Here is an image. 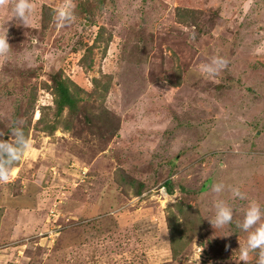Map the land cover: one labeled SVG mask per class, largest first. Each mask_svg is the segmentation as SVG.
I'll return each instance as SVG.
<instances>
[{"label":"rangeland","instance_id":"obj_1","mask_svg":"<svg viewBox=\"0 0 264 264\" xmlns=\"http://www.w3.org/2000/svg\"><path fill=\"white\" fill-rule=\"evenodd\" d=\"M31 3L0 57V142L16 125L30 141L0 182V264H244L237 224L264 206V0ZM65 3L75 18L58 26ZM213 56L228 63L209 77ZM69 77L82 102L57 114ZM217 198L235 215L215 230Z\"/></svg>","mask_w":264,"mask_h":264},{"label":"clouds","instance_id":"obj_2","mask_svg":"<svg viewBox=\"0 0 264 264\" xmlns=\"http://www.w3.org/2000/svg\"><path fill=\"white\" fill-rule=\"evenodd\" d=\"M31 0H15L12 6V18L17 23L25 26L29 21L32 11ZM74 4L65 3L57 8L54 12L53 19L58 26L74 21ZM9 20V21H10ZM8 21V22H9ZM8 22L0 31V57H7L11 46L8 42ZM195 34L193 33V36ZM35 43V41H33ZM228 61L221 56H213L211 61L204 63L200 67V71L209 77L217 75L226 65ZM14 140L11 142H0V182H6L10 178L12 166L17 162L30 147V141L25 136L23 128L16 125L11 128ZM223 182L213 183L211 191L213 193H223L225 191ZM234 198L247 200V194L240 187H230L228 189ZM214 214L208 218L212 227L223 229L225 226L233 222L235 209L232 204L223 198H217L213 202ZM237 226L248 233L245 246L240 248V259L247 264L253 253L256 254V264H264V206L255 200H248L247 206L243 208V218L238 222Z\"/></svg>","mask_w":264,"mask_h":264},{"label":"trees","instance_id":"obj_3","mask_svg":"<svg viewBox=\"0 0 264 264\" xmlns=\"http://www.w3.org/2000/svg\"><path fill=\"white\" fill-rule=\"evenodd\" d=\"M90 56L91 55H88L89 58L84 57V59H82V62L86 60H91ZM67 79H68L67 81L58 80L54 87V93H55L54 102L57 107V111H56L57 114H60L66 108L73 109L79 103L82 102V99H80L79 93H76L70 86V83L74 84V81L70 77ZM56 128H57L56 123H52L51 125H49V129L51 133L54 132ZM23 131L25 133V136L28 137V128L24 127ZM131 181L135 182L133 179ZM143 188H144L143 184H138L135 192L137 194H140L143 191ZM168 190L172 193V189L170 187H168ZM240 232L243 233L241 229H240Z\"/></svg>","mask_w":264,"mask_h":264},{"label":"crops","instance_id":"obj_4","mask_svg":"<svg viewBox=\"0 0 264 264\" xmlns=\"http://www.w3.org/2000/svg\"><path fill=\"white\" fill-rule=\"evenodd\" d=\"M85 208H88V206H87V207L85 206ZM92 208H94V207H92ZM89 210H90V209H89ZM92 210H93V209H92ZM92 213H95V210H93V212H92Z\"/></svg>","mask_w":264,"mask_h":264}]
</instances>
